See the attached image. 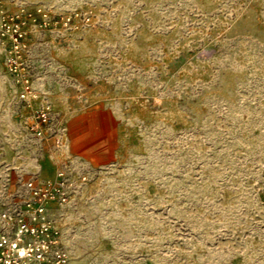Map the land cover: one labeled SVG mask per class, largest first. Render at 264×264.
Returning <instances> with one entry per match:
<instances>
[{"label":"rangeland","instance_id":"obj_1","mask_svg":"<svg viewBox=\"0 0 264 264\" xmlns=\"http://www.w3.org/2000/svg\"><path fill=\"white\" fill-rule=\"evenodd\" d=\"M1 5L38 96L0 40V229L45 163L76 186L47 206L63 264H264V0ZM43 100L59 145L25 127Z\"/></svg>","mask_w":264,"mask_h":264},{"label":"built area","instance_id":"obj_2","mask_svg":"<svg viewBox=\"0 0 264 264\" xmlns=\"http://www.w3.org/2000/svg\"><path fill=\"white\" fill-rule=\"evenodd\" d=\"M23 11L11 15L0 6V40L4 45L6 71L20 86L19 99L28 103L31 98L38 96V92L25 57L26 32L19 21ZM37 11L46 17V12L41 8ZM55 117L50 102L43 100L33 110L32 120L26 122L25 127L37 138L47 135L54 137L59 145L62 143V129L57 126ZM23 185L28 192L27 198L1 215L6 229H0V264H26L30 260L37 264H63L64 253L58 250L50 258L49 249L55 241L57 229L47 214V206L50 201L67 203L76 189L74 181L69 180L63 170H59L52 180L35 175L23 181ZM11 225L13 227L9 231Z\"/></svg>","mask_w":264,"mask_h":264},{"label":"crops","instance_id":"obj_3","mask_svg":"<svg viewBox=\"0 0 264 264\" xmlns=\"http://www.w3.org/2000/svg\"><path fill=\"white\" fill-rule=\"evenodd\" d=\"M106 134H107V136H109L108 132ZM81 152H82V156H84L86 158V155L84 154L85 153L84 149ZM39 168H40V174H39L40 177H43V178L51 177L52 170H48L47 165L45 163H41Z\"/></svg>","mask_w":264,"mask_h":264}]
</instances>
